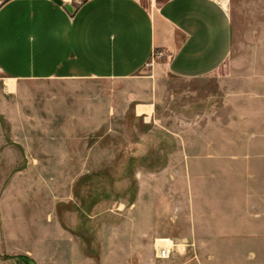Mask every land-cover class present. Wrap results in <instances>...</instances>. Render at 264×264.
<instances>
[{
  "label": "rangeland",
  "instance_id": "rangeland-1",
  "mask_svg": "<svg viewBox=\"0 0 264 264\" xmlns=\"http://www.w3.org/2000/svg\"><path fill=\"white\" fill-rule=\"evenodd\" d=\"M229 10L233 54L213 76H175L156 54L132 80L67 89L82 92L81 123L48 130L25 108L4 125L0 188L20 171L19 185L49 189L52 203L66 189L56 210L66 238L35 243V257L17 243L28 258L0 264H264V160L227 161L235 148L220 145L243 135L222 88L264 58V0H231ZM138 105L153 111L139 116ZM160 237L175 244L168 259L157 257Z\"/></svg>",
  "mask_w": 264,
  "mask_h": 264
},
{
  "label": "crops",
  "instance_id": "crops-1",
  "mask_svg": "<svg viewBox=\"0 0 264 264\" xmlns=\"http://www.w3.org/2000/svg\"><path fill=\"white\" fill-rule=\"evenodd\" d=\"M159 1L0 0V83L5 87H0V131L19 121L25 108L48 130L81 123L82 92L67 89L132 80L156 54L166 59L167 72L188 79L211 77L230 61L231 0ZM241 67L231 76L234 90L227 84L221 88L227 108L233 107L231 123L243 135L220 145L235 148L222 155L227 161L254 162L264 160V58L257 55L251 65ZM32 84L54 90L32 93L27 89ZM152 111V105L137 107V114L146 118ZM22 174L0 188V258H28L18 255L17 243H31L23 253L35 257V243L66 238L56 210L67 190L60 189L52 203L49 189L20 186ZM174 246L172 239L160 237L155 250L172 253Z\"/></svg>",
  "mask_w": 264,
  "mask_h": 264
},
{
  "label": "built area",
  "instance_id": "built-area-1",
  "mask_svg": "<svg viewBox=\"0 0 264 264\" xmlns=\"http://www.w3.org/2000/svg\"><path fill=\"white\" fill-rule=\"evenodd\" d=\"M211 1H215V0H211ZM4 78V72L3 70L0 68V80H3ZM171 255V250L170 249H162V251L160 253H158V257L160 259H168Z\"/></svg>",
  "mask_w": 264,
  "mask_h": 264
},
{
  "label": "bare ground",
  "instance_id": "bare-ground-1",
  "mask_svg": "<svg viewBox=\"0 0 264 264\" xmlns=\"http://www.w3.org/2000/svg\"><path fill=\"white\" fill-rule=\"evenodd\" d=\"M141 111H144V110H149V109H147V108H141L140 109ZM149 112V111H148ZM167 240V239H166ZM165 242V241H164ZM162 249H164V248H161V249H158L159 250V253L162 251Z\"/></svg>",
  "mask_w": 264,
  "mask_h": 264
},
{
  "label": "water",
  "instance_id": "water-1",
  "mask_svg": "<svg viewBox=\"0 0 264 264\" xmlns=\"http://www.w3.org/2000/svg\"><path fill=\"white\" fill-rule=\"evenodd\" d=\"M58 4H61V2H57ZM68 9L71 10V7L68 6Z\"/></svg>",
  "mask_w": 264,
  "mask_h": 264
}]
</instances>
